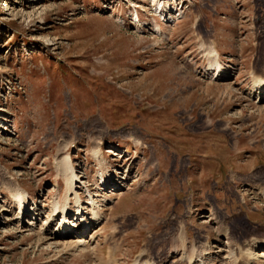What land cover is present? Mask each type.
Segmentation results:
<instances>
[{
	"label": "rangeland",
	"instance_id": "1",
	"mask_svg": "<svg viewBox=\"0 0 264 264\" xmlns=\"http://www.w3.org/2000/svg\"><path fill=\"white\" fill-rule=\"evenodd\" d=\"M157 2L171 6V26ZM174 4L0 0V264H188L182 255L204 249L208 264H227L231 248L264 241V94L251 93L264 71V0ZM136 12L148 28L131 23ZM201 40L223 73H206ZM65 156L77 195L90 192L104 219L84 248L40 241L67 193ZM15 185L28 193L21 224Z\"/></svg>",
	"mask_w": 264,
	"mask_h": 264
},
{
	"label": "bare ground",
	"instance_id": "2",
	"mask_svg": "<svg viewBox=\"0 0 264 264\" xmlns=\"http://www.w3.org/2000/svg\"><path fill=\"white\" fill-rule=\"evenodd\" d=\"M159 4H160L159 2H157V4H156V7H157L156 15H157V13L160 14L163 12V8L160 7ZM136 20H137V18H136ZM141 23L142 22L138 23L139 27L143 24V23L142 24ZM143 27H146V25L143 24V26H141L139 29H141ZM155 29H156V31L154 32L155 34H158V35L163 34V30H161L160 27H156ZM257 37L261 38V36L260 37L257 36ZM203 40H201V44H202L201 48H202V52H203L202 57L208 61V68L206 69V73L212 72V74H213L212 76L215 77L216 75L221 74L224 71V67H223L222 63L219 62L220 54L213 47V45H206L205 44L206 41L203 42ZM262 72H263V75H260V76L255 75V73H254V76L252 78V83H251V91H252L251 93L260 94V95L264 93V71H262ZM216 79L217 78H215V80ZM251 95L252 94H249V96H251ZM137 143H139V142H137ZM65 148H66V146L64 147V149ZM93 155H94L95 161L98 162L97 164L100 167H103L107 164L106 159L103 156V154L101 153V151H96V152H94V154H92V157H93ZM56 171L58 174L57 175L58 178H63L66 181V187H67L66 192L67 193H66V196L63 200V203H61L60 198H54L53 199V203L51 206V214L49 215V219L47 220V222H43V227L40 228V231H42L43 236H45L44 238L40 239V241H43L44 239H48L49 241H55V244H60V243H64V244L67 243V245L73 244L74 246L72 247V245H71L70 247H72L74 249H78L80 247L84 248V247H86V245H88L90 243V242L87 243L85 241V239H86V235H87L88 231L91 230L92 223L95 221L97 222L99 220H102V221H99V224H102L103 220H104L103 216L95 208L96 202H95V200H93V197L91 196V193L89 192L90 202L86 203V205L92 206L90 208V211L93 212L92 216L88 217V216H85L86 215L85 214V215H83V217L85 216L84 218L77 219L76 221H78V225H76L77 226L76 232H70L68 229H66V225L62 224V225H60L61 229H59L60 233H58L56 231L51 233V230H49V226L51 225L52 222L55 221V219L57 217H60V218H58L59 219L58 221L63 222L64 219L62 217H65L66 215L72 214L73 208L69 207L71 196H75V203H76L75 207L79 206L80 202L83 199L82 196L77 195L76 190L79 188L78 184H80L82 181L79 180V176H76L74 178V175L77 172L75 171V165L73 164V159L70 156H65L62 159H57L56 160ZM103 174L104 173H102V172L100 174V180L102 181V183H104L106 181ZM57 180L55 181V184H54L55 187H59V184H60V183H58ZM110 183H111V180L109 179L108 184H110ZM102 186H103V184H102ZM121 194H123V193H121ZM27 198H28V193L26 192V190H24L21 186L17 185L14 189L13 200L16 201V205L18 206L19 214H18V216L14 217L13 220L18 221L19 224H21L23 222V219L21 220L19 217L20 214L23 213V217H25V216L27 217V215L30 214L29 206L27 205ZM84 208H86V207L83 206V209ZM36 211H38V213H39V210H36ZM35 213H37V212H35ZM35 215H37V214H35ZM32 221H31L30 225H29V223L27 224L29 231H33L32 227L34 226V223ZM94 229L97 230L98 228H94ZM27 231L28 230H23L22 232H27ZM225 235L228 236L227 233ZM186 237L188 238V233H186V231H185L182 234L181 240L185 241ZM92 239H94V235L91 236L90 241ZM228 239H229V237L227 238V240ZM228 245H230L229 242H228ZM244 248L242 249V248H240V246L239 247L237 246L234 250H233V248H231L230 249L231 254H229L228 259H226V260H230V262H228L227 264H257L256 261L259 260V258H263L262 262L264 264V241L259 242L257 240H253V241L248 243V245L245 249ZM259 248H261L260 249L261 253L260 252L256 253L255 251ZM68 249H70V248H68ZM182 256H185V258L188 261V264H195L196 262H198L199 264H206V263L208 264V262L212 260L211 256L208 258L209 253L207 252L206 249L202 250L199 253V255H197L196 257L186 256V255H182ZM143 264H150V263H148V261H147Z\"/></svg>",
	"mask_w": 264,
	"mask_h": 264
}]
</instances>
